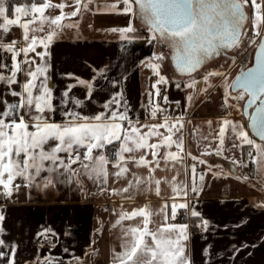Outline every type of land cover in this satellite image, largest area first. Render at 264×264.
I'll return each mask as SVG.
<instances>
[{
	"label": "crops",
	"instance_id": "0c3cea01",
	"mask_svg": "<svg viewBox=\"0 0 264 264\" xmlns=\"http://www.w3.org/2000/svg\"><path fill=\"white\" fill-rule=\"evenodd\" d=\"M32 2L42 3L44 0H26L19 3L31 4ZM63 2L65 4L73 3L71 0H63ZM100 3L103 7L99 6ZM90 4L94 9V23L91 27L96 33H93L92 30V33L77 36L75 32L82 29V19L77 16L76 19L67 21L77 26L70 27V29L63 27L49 45L51 52L48 57L51 64L48 69L49 85L53 88V103L58 109L54 119L57 122L63 119L60 108H73L71 101L67 105L60 104L61 93L67 86L69 84L74 86L70 90L72 97L84 98L86 88L84 85L77 84L76 77L86 80H92L95 77L93 80L95 88L90 102H86L74 110L83 111L85 115L104 111V102L109 100L113 93L122 91L123 99L120 110L122 111L124 105L127 104L129 115L135 120L138 114L141 125L163 124V113L158 112L156 117H151V108L156 103H159L161 108L167 109L168 115L173 119L184 113L183 127L180 131L174 132L173 136L174 139L183 137L184 150L180 152L183 159L176 161L171 158L165 159L169 151H178L175 144L169 148L168 145L161 143L157 149L144 148L131 153L126 152L125 156H134L137 160L143 155L150 161V164L137 165L129 161L127 163L129 171L117 179L112 173L118 169L110 163L108 165L110 175L106 187L98 182L94 183L87 175L82 177L83 185H78L75 182L54 183L46 188L43 186L30 187L22 178L18 177L14 181V185H19V188L13 191L8 202H0V211L4 213L5 217L0 222V226L4 229L3 232H0V238L17 245L16 264H37V259L40 264H44V258L49 254L57 258L58 264H113L116 254L123 250L122 245L125 239L121 227L113 226L122 209L131 212L133 209L149 205L151 211L156 213V210L167 199L170 217L172 199H180L175 195L173 188L176 186L182 188L184 184H188L190 187L192 181L190 166L193 163L197 164L198 173H204V180L201 182L197 176L196 183L199 194L193 195L189 192L188 199L201 213V216L209 220V227L207 229L199 227V221L193 217H185L183 221L170 218L168 221L188 224L186 250L193 264H264L263 190L256 191L247 182L240 179H228L226 174H223L222 182L224 184H212L210 181L212 172L208 171L210 164L213 163L214 165H223L226 173L232 175L236 173L238 165L233 168L230 160H247L246 156H242L241 153L242 151L244 153L248 146L245 145L243 150L238 146L233 147L234 137L230 126L225 132L223 153L216 155L215 151H212L219 146L218 134L223 118L244 124L249 135L256 139L248 128L241 100L237 101L234 99L236 96H232V100H229L230 106L223 107L224 86L227 83L225 77L227 78L231 71L238 66L237 63L228 59H217L192 73V77H195L197 81V90L205 88L209 82L215 87H208L206 92L196 91L192 102L189 103L187 96L194 92L193 88L184 86L189 81V75L179 72L169 58L166 59L164 49L152 39L151 33L147 31L141 20L133 19L130 14L106 8L107 5L117 4V9H121L122 2L91 0ZM100 7H102L101 11H99ZM246 11L249 13L248 23L252 29L253 11L247 6ZM45 14L51 16L50 8L45 10ZM9 15L14 17L15 14L10 12ZM28 18H31V14ZM23 19L24 17L21 18L22 22ZM130 22L136 30L134 35L137 38L135 39H122L120 31L112 30L120 29ZM39 24L40 22L37 20L32 27L38 28ZM263 29L264 27L261 28L262 32ZM50 30V22H46L44 31L30 32L29 35L44 37ZM3 35L6 43L15 40L18 47H23L25 44L23 28L20 25L10 26L9 31ZM252 46L254 45L249 44L246 50L251 49ZM36 50L42 51L43 45L37 43ZM153 53L164 54L163 60H152L151 62L159 64L160 74L167 78L165 82L158 85L160 88L158 97L155 95L152 85L159 79V76L155 70L148 66L147 59L152 57ZM4 55L5 53L0 51V56ZM7 57V63L10 65L11 54L8 53ZM18 59H23L22 53ZM142 61L144 63H141ZM101 69L103 72L100 71ZM69 72L74 76H68ZM205 72H219L221 75H212L209 77V81H203L201 77ZM18 79L23 82L26 77L20 73ZM114 80L117 83L113 84ZM178 83L181 84L179 88L176 87ZM231 83L232 81L227 84ZM11 87L17 91L20 90L18 84ZM3 90L4 85L0 83V92ZM150 91L152 92L151 103L149 102ZM165 96L168 97L167 102L164 100ZM6 98L9 101L19 99V97H13L10 94ZM176 101L180 102L179 106ZM237 103L240 107H236ZM228 113L230 115H227ZM209 121H211L210 124ZM190 129L194 130L191 134ZM140 131L146 133L148 129L141 128ZM158 131L161 135L147 137L149 143H158L163 139V136L168 135V130L164 127L159 128ZM191 138H193V156L201 157L210 164H199L198 160L194 161L192 156L187 155V152L190 151ZM235 144L239 145V140H235ZM206 148L209 149V152L204 154ZM153 151L157 153L155 159L152 155ZM61 155L66 154L61 153ZM242 165L245 168V165ZM72 167L79 168V162L73 164ZM254 168L256 170V165ZM133 173L145 179L152 177L151 190L138 191L131 198H127L129 193H123L122 197L120 192L110 191L113 188H125L128 181L133 179ZM48 175L47 171L41 173V177ZM173 178H175V184H173ZM37 180L42 184L40 177H37ZM155 180L161 181L159 195L155 191ZM101 187H105V191L100 192ZM82 188L85 190H81ZM178 213H183V210H178ZM141 220L142 217H136L130 221L125 220L123 223L140 224ZM151 220L149 227L152 230H155L160 223L165 222L162 214L152 215ZM194 225L196 229L193 228ZM226 225L227 227H225ZM45 228L54 231L55 235L51 236L54 237L55 247L45 246L38 242L40 236L37 233ZM147 239L151 243L150 238ZM234 248H238L239 251H234ZM205 249L208 250L205 251ZM0 251L9 252L10 248L8 245L0 246ZM0 264H6V260L0 258ZM47 264H52V261L48 260Z\"/></svg>",
	"mask_w": 264,
	"mask_h": 264
},
{
	"label": "snow or ice",
	"instance_id": "6c2138e0",
	"mask_svg": "<svg viewBox=\"0 0 264 264\" xmlns=\"http://www.w3.org/2000/svg\"><path fill=\"white\" fill-rule=\"evenodd\" d=\"M120 2L123 3L121 9H117L116 4L107 5L106 8L130 14L133 19H140L154 41L167 44L177 70L189 75V81L184 84L185 87L194 89V92L187 96L189 103L192 102L196 91L206 92L208 87H215L209 82L205 88L197 90V81L191 74L214 56L222 53L227 55L228 49L242 45L241 36L247 33L245 23L250 18L245 9L246 6L252 9V35L248 43L256 45L255 62L247 69L242 68L241 73L231 84L225 83L223 107L230 106L228 98L231 92L229 89H242L234 99L240 101L247 95L246 107H254L255 110L246 114L249 117L250 128L259 140L249 135L244 124L223 118L218 134L220 143L212 151H215L216 155L223 153L225 132L230 126L234 137L233 147L238 146L243 150V147L247 145L249 148L247 160H230L233 168L235 165L253 161L256 170L264 172V32L261 31L264 27V0H259V2L258 0H117V3ZM74 3L75 9L65 13L63 9L66 5L63 2L53 4L52 0H44L42 3H15L11 6L9 0H0V20H2L0 22V30H2L0 51L5 53L4 56H0V83L4 85V90L0 92V106H2L0 107V186H2L0 192L6 196H12L13 191L19 188V185H14L18 177L30 187L43 186L46 188L54 183L75 182L83 185L82 177L87 175L94 183L98 182L106 187L110 175L108 168L110 163L118 169L112 175L119 179L129 171L127 167L129 161L137 165L150 164V161L143 155L137 160L136 157L125 156L124 153L144 148L157 149L161 143L168 145L169 148L175 144L178 149L176 152L169 151L165 159L171 158L173 161L183 159L180 156V152L184 150L183 137L174 139L173 136L174 132L180 131L183 127L184 113L173 119L168 115L167 109L161 108L159 103H156L151 108V117H156L158 112L163 113V124L141 125L138 114L135 120L129 115L127 104L124 105L122 111L120 110L123 99L122 91L113 93L110 99L104 102V111L85 115L83 111L74 110L90 102L95 88L93 83L95 77L92 80L76 77L77 84L84 85L86 88L84 98L72 97L70 90L74 86L72 84L67 86L61 93L60 104L67 105L71 101L73 108H60L63 119L60 122L54 119L58 109L53 103V88L49 85L48 69L51 67L48 60L51 55L49 45L63 27L77 26L68 23L67 20L76 17L82 9H88L91 0H74ZM49 8H59L61 11L55 16H48L45 10ZM10 12H14V17H10ZM30 14L31 18H28ZM22 17H24L23 22ZM37 20L40 22L39 27L33 28L32 25ZM46 22H50L51 27L46 36L29 35L30 32L44 31ZM13 25H20L23 28L25 39L23 47H18L15 40L10 43L4 42L3 34L7 33ZM112 30L120 31L122 39L137 38L134 35L136 30L131 22L120 29ZM37 43L43 45L42 51L36 50ZM8 53L11 54L10 65L7 63ZM21 53L23 54L22 60L18 59ZM147 59L148 66L159 76V79L152 85L158 97L160 94L158 85L165 82L167 78L160 74V65L151 61L163 60L164 54L153 53L152 57ZM231 59L235 61L236 57L233 56ZM38 60L40 62H37ZM100 71L103 72V69ZM20 73L26 77L23 82L18 79ZM67 75L74 76L71 72ZM212 75H221V73L205 72L201 78L203 81H209ZM112 83L115 84L117 81L114 80ZM14 84L20 86L19 91L11 87ZM176 87H181V84H176ZM9 94L19 99L9 101L6 98ZM151 96L150 91V103ZM164 100L167 102L168 97L165 96ZM176 104L179 106L180 102L176 101ZM236 107H240L239 103ZM208 123L210 124L211 121ZM161 127L168 130V135L163 136L158 143H149L147 137L161 135L158 131ZM141 128H147L148 131L142 133ZM235 140H239V145L235 144ZM208 151L209 149L206 148L205 152ZM61 153L66 155H61ZM241 154L244 155L243 151ZM152 155L155 159L156 151H153ZM187 155L192 156L194 161L198 160L199 164L208 163L201 157L193 156L191 151H188ZM77 162H79V168H73L72 165ZM190 167L192 172L190 187L184 184L182 188L179 186L173 188L175 195L180 199H172L170 217L167 199L156 210V213L151 211L149 205L133 209L131 212L122 209L113 226L121 227L125 239L122 245L123 250L116 254L113 264H193L186 250L188 224L168 222L170 218L175 219L178 210H183L185 217H193L199 221V227L204 229L209 227V220L203 218L188 199L189 192L193 195L199 194L197 176L201 182L204 180V173L197 172L196 163ZM212 167L210 166L208 171H211ZM44 171H47L49 175L41 177ZM132 176L133 179L128 181L125 188H113L110 191L120 192L122 197L123 193H129L127 198H131L138 191L151 190L152 177L145 179L135 173ZM37 177L41 178L42 184ZM160 183V180H155V191L158 195L161 192ZM175 183V178H173V184ZM105 187H101L100 192L105 191ZM154 214H162L165 222L152 230L149 225ZM136 217H142L140 224L123 223L125 220L130 221ZM4 218V213L0 211V222ZM3 231V227L0 226V232ZM37 235L47 240L49 235H55V233L45 228ZM147 238H150L151 243ZM5 245L9 246L10 251H0V258H4L6 264H16L17 245L0 238V246ZM55 246V243L51 244V247ZM233 250L239 251L238 248ZM48 260H51L52 264H58L57 258L50 254L44 258V264H47ZM37 264H40L39 259H37Z\"/></svg>",
	"mask_w": 264,
	"mask_h": 264
},
{
	"label": "rangeland",
	"instance_id": "374dc122",
	"mask_svg": "<svg viewBox=\"0 0 264 264\" xmlns=\"http://www.w3.org/2000/svg\"><path fill=\"white\" fill-rule=\"evenodd\" d=\"M71 1L73 3L65 4L66 7L63 9V11L65 13H69V12H71V11H73L75 9L74 0H71ZM99 1H101V0H99ZM108 1H110V0H108ZM112 1L114 3H117V0H112ZM61 2H63V0H52L53 4H59ZM91 6L92 5L89 3V8L88 9H82L81 10L82 14H80V13L77 14V16L82 19V21H81L82 29L77 30L75 32V34L77 36H79V35L80 36H84V35H87L88 33H92L93 28L91 27V25H92V23H94V21H93L94 20V9H93V6L92 7ZM99 6H102L101 3H100ZM102 7L99 8L100 9L99 11H101ZM60 11H61V9H59V8H50V15L51 16H55V15L59 14ZM103 11H105V10H103ZM76 17H71L70 19H76ZM70 19H68L67 21H69ZM67 28L70 29V27H67ZM93 33H96V32L93 30ZM97 33H99V32H97ZM254 51H255V49L252 50V52H251V55H250V57L248 59L247 67L250 66L252 64V62H253ZM165 57L168 60V57L166 55H165ZM234 66H236V65H234ZM239 71H240L239 66H236V68L233 69L231 71V73L228 75L226 82L229 83L231 81H234V79L237 76V74L239 73ZM229 91L231 92V96H229L228 100H232V96L234 97V96L239 95V93H240V91H242V89H240L238 91H232V89H230ZM246 97H247V95H245V98L241 100L242 109H243V105H244V102L246 100ZM246 122H247V119H246ZM189 131H190V134H191V133H193L194 130L190 129ZM193 138L190 139V143H189V150L191 152H193V143H192ZM208 152H203V153L207 154ZM244 165H245V168L243 167V165H238V167L236 168V173L231 175V174L226 173V169H225V167L223 165H219L221 167H215L217 165H214L213 163H211L210 166H213V167H212V170H211L212 174L210 175V179H211L210 181L212 182V184H224L222 182L223 174H221V175H217L216 174V173H221L222 172V173L228 175V177H229L228 179H232V178H234L235 180H239L240 179L242 181L247 182V184L250 185L254 190H256V191H262L263 190V192H264V172H258L257 170H255V168L253 169V171H249L248 162L246 164H244ZM254 165H255V163H254ZM241 175H243V176H241ZM241 186L243 188V183L241 184Z\"/></svg>",
	"mask_w": 264,
	"mask_h": 264
},
{
	"label": "flooded vegetation",
	"instance_id": "af4514ba",
	"mask_svg": "<svg viewBox=\"0 0 264 264\" xmlns=\"http://www.w3.org/2000/svg\"><path fill=\"white\" fill-rule=\"evenodd\" d=\"M245 28L247 29V33L246 34H242V36H241L242 45L240 47H235L233 49H228L227 50V55L222 53L219 56H214L213 58H211L208 61H206L202 66H204L205 64L213 63L217 59L218 60H220V59H228L230 61H233L231 59V57L234 56V57H236L234 62L237 63V65L239 66L240 70L242 68L245 69L247 67V65H248V58L250 57L252 50H254L256 48V45H254V46H252L251 49L246 50L248 48V46H249L248 39L252 35V29L250 28L248 21H246V23H245ZM247 43H248V46H247ZM158 44H159V47L161 46L163 49H164V47H167V44L166 45H164L162 43H158ZM163 52L166 54V52L164 50H163Z\"/></svg>",
	"mask_w": 264,
	"mask_h": 264
},
{
	"label": "water",
	"instance_id": "95a60500",
	"mask_svg": "<svg viewBox=\"0 0 264 264\" xmlns=\"http://www.w3.org/2000/svg\"><path fill=\"white\" fill-rule=\"evenodd\" d=\"M263 32H264V29H263ZM164 45H166V44H164ZM255 50H256V48H255ZM164 51L166 52V56L169 58V60L172 62V64L175 66V63L173 62V60H172V58H171V50L169 49V47L167 46V47H164ZM254 62H255V51H254V54H253V62H252V64L250 65V66H248V67H246L245 69H247V68H249V67H251L253 64H254ZM176 67V66H175ZM241 73V70L239 71V73L238 74H240ZM237 74V75H238ZM237 77V76H236ZM236 77H235V79H236ZM234 79V80H235ZM232 90L233 91H238V90H240L239 88H232ZM247 100H248V97H246V100H245V102H244V105H243V113H244V116L247 118V120H248V128H249V130H250V132H251V134L257 139V140H259V138L256 136V134H255V132H253L252 130H251V128H250V124H249V117H248V115L246 114V113H250V112H252V111H254L255 109H254V107H246V105H247Z\"/></svg>",
	"mask_w": 264,
	"mask_h": 264
},
{
	"label": "built area",
	"instance_id": "2783aa9c",
	"mask_svg": "<svg viewBox=\"0 0 264 264\" xmlns=\"http://www.w3.org/2000/svg\"><path fill=\"white\" fill-rule=\"evenodd\" d=\"M0 188H2L0 186ZM10 200L9 196H6L4 194H2V192H0V202H8ZM185 219V216L183 213H177V216L175 217V220L177 221H183ZM54 241V237L49 235L47 240H45V238L43 236H40V238L38 239V242L42 245L45 246H49L53 243Z\"/></svg>",
	"mask_w": 264,
	"mask_h": 264
},
{
	"label": "trees",
	"instance_id": "16d2710c",
	"mask_svg": "<svg viewBox=\"0 0 264 264\" xmlns=\"http://www.w3.org/2000/svg\"><path fill=\"white\" fill-rule=\"evenodd\" d=\"M22 1H26V0H9L11 6H14L15 3H19V2H22ZM247 122H248V120H247ZM247 151H248V148L246 147L245 150H244V156H246V158H247ZM248 165H249L248 166L249 171H253V169H254V163H253V161H248ZM193 223H196V222H193ZM193 228L196 229L195 228V225H194Z\"/></svg>",
	"mask_w": 264,
	"mask_h": 264
}]
</instances>
